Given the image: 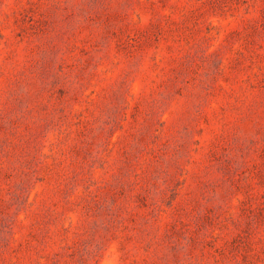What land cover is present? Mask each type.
<instances>
[{
  "label": "rangeland",
  "instance_id": "rangeland-1",
  "mask_svg": "<svg viewBox=\"0 0 264 264\" xmlns=\"http://www.w3.org/2000/svg\"><path fill=\"white\" fill-rule=\"evenodd\" d=\"M0 264H264V0H0Z\"/></svg>",
  "mask_w": 264,
  "mask_h": 264
}]
</instances>
